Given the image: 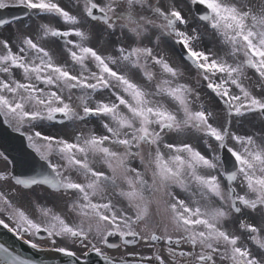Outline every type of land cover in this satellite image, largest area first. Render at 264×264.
I'll return each instance as SVG.
<instances>
[{"label": "snow or ice", "instance_id": "snow-or-ice-1", "mask_svg": "<svg viewBox=\"0 0 264 264\" xmlns=\"http://www.w3.org/2000/svg\"><path fill=\"white\" fill-rule=\"evenodd\" d=\"M10 7L38 23L0 18V117L42 163L0 171V226L68 264H264V0Z\"/></svg>", "mask_w": 264, "mask_h": 264}, {"label": "water", "instance_id": "water-1", "mask_svg": "<svg viewBox=\"0 0 264 264\" xmlns=\"http://www.w3.org/2000/svg\"><path fill=\"white\" fill-rule=\"evenodd\" d=\"M0 130L4 131L5 129L3 130L0 126ZM18 141L21 143L20 145H22V141L20 139H18ZM20 145L18 147L22 148ZM0 149L6 154L1 145ZM24 149L28 152V150L23 146L22 150L27 156H29ZM32 158L35 160L34 157ZM226 158L230 159V157H228L227 155ZM13 166H15L14 162ZM22 173L27 174L25 171H22ZM0 243H3L10 251L20 255L21 257L35 261V264H68V261L72 259L70 257L64 256L62 253L56 252L55 250L38 251L36 249H33L18 240L2 226H0ZM88 264H103V261L99 257H97L95 253H91L88 257Z\"/></svg>", "mask_w": 264, "mask_h": 264}, {"label": "rangeland", "instance_id": "rangeland-1", "mask_svg": "<svg viewBox=\"0 0 264 264\" xmlns=\"http://www.w3.org/2000/svg\"><path fill=\"white\" fill-rule=\"evenodd\" d=\"M69 2H70V0H63L64 6H68ZM71 2H72V0H71ZM170 52H171V55H172L174 60L179 61L181 59L179 57V55L176 53L175 49H171ZM92 123L95 124L96 122L93 121ZM245 124H248V122H245ZM97 130L99 131L98 127H97ZM56 131H61V129L57 128ZM199 147H200V149L202 151L204 150L202 145H200ZM8 165H9L8 162H5L2 158H0V168L6 167ZM37 191L39 192V196L42 199L43 196H44V193L41 192L39 189ZM54 199L55 198H53V197H49L47 199V204L48 205H52L54 203ZM58 209L61 210V211L63 210L62 208H58ZM29 211L32 212L34 215L37 214V213H35L34 209L31 206H29ZM37 242L41 243V246H51V244L49 242H45V241H37ZM57 246H62V245H60L59 242H58ZM127 251L128 252L144 251L145 253H147L148 250L147 249H143V248H141L139 246H132V247H128ZM123 252H124V249H121L119 253H117L115 250H113L110 254L118 255V254H122Z\"/></svg>", "mask_w": 264, "mask_h": 264}]
</instances>
